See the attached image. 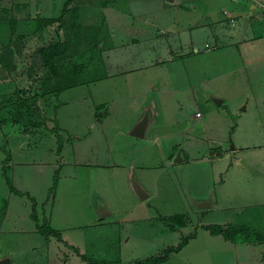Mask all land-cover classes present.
<instances>
[{"label":"rangeland","instance_id":"1","mask_svg":"<svg viewBox=\"0 0 264 264\" xmlns=\"http://www.w3.org/2000/svg\"><path fill=\"white\" fill-rule=\"evenodd\" d=\"M108 1L0 0V257L133 264L167 256L173 245L180 250L154 264H264L263 242L236 244L207 229L251 220L250 231L264 234V206L253 205L264 202V34L244 31L251 37L237 48H207L209 36L185 45L173 31L160 33L161 20L193 22L204 0L187 2V11L179 0H117L120 10ZM250 2L232 6L264 26L262 9ZM132 10L152 21L123 33ZM47 17L54 20L40 27ZM64 40L53 72L39 49ZM100 46L105 67L92 61ZM148 95L158 100L146 103L157 117L144 137L134 136L132 116ZM133 180L151 191L146 198ZM204 199L211 204L198 207ZM45 220L63 239L37 229Z\"/></svg>","mask_w":264,"mask_h":264},{"label":"crops","instance_id":"2","mask_svg":"<svg viewBox=\"0 0 264 264\" xmlns=\"http://www.w3.org/2000/svg\"><path fill=\"white\" fill-rule=\"evenodd\" d=\"M121 1V0H118ZM117 0H112V1H108V3H104L103 5L108 6L107 8L110 9H118L120 10L118 7V2ZM127 1V0H126ZM138 0H136L137 2ZM170 3L171 2H175V0H168ZM195 0H188L185 2V0H179L177 7H179L182 11L184 10H189L187 6V2L188 4L190 2H194ZM205 2L203 3V11H201L202 13L199 14V18L197 20H194L193 22L189 19H181V21L179 20L177 23V16L175 15H169L168 17H166L168 19V23H165V19L163 18V20H161V23L164 22L163 24H160V26L163 27V31H161L160 33H171V31H173L174 33H177V36L181 37L184 40V44H193L195 45V40L198 39L199 37H203V36H207V40H208V36L210 38L214 39V43L213 45H210L208 42H205V45L207 48H215V47H220V46H233L235 48H237L242 41H246L249 37H246L244 34V31L246 30H251L253 35L252 36H259V35H263L264 34V26H259V23L256 22V20L253 19V17L248 14H246L243 19H241V15L239 14V12L237 11V7L236 6H232V1H236V0H204ZM168 2V3H169ZM132 3H134V1H132ZM250 8L252 10H255V8H257L256 5L253 4V2H250ZM172 4V3H171ZM191 4V3H190ZM193 8L197 7L195 4L191 5ZM137 10H132V18L129 20L130 22L127 24L126 21H123L124 25L121 27L122 32L123 33H132V34H136L139 33L143 30V27L141 25H136L135 23L139 20H141L144 23H149L152 21L151 18L148 17L147 12L143 11L142 13H136ZM254 14V12L252 11V15ZM105 15L107 16V13L104 11L103 16L105 17ZM246 16H248V19H246ZM234 18V21H231V18ZM103 18V17H102ZM261 18V17H260ZM108 20V19H107ZM243 20V21H242ZM264 21V19H262ZM254 22V24H252V22ZM154 23V22H153ZM231 29V30H230ZM234 29V31H232ZM115 29H113L114 31ZM111 31V32H113ZM232 31V32H231ZM236 32L238 34H236ZM236 35H240V40H235ZM251 35V34H250ZM132 38L134 40H137L139 37L137 35H133ZM230 39V40H226ZM223 39V40H222ZM233 39V40H232ZM222 40V41H220ZM231 42V44H230ZM234 42V43H233ZM236 42V43H235ZM224 43V44H223ZM218 44V45H217ZM222 44V45H221ZM216 45V46H214ZM184 46V45H183ZM121 49V47H120ZM119 49V50H120ZM123 51V50H122ZM181 56L179 58L182 57L183 52H180ZM178 58V59H179ZM161 60L163 61L164 58L161 57ZM214 94V93H213ZM151 95H148L145 99V101H142V103L139 104L138 108L135 110L132 118L134 119H138L139 116H141V114L145 111V109L148 108V105L154 104L155 102V98L150 97ZM218 96V95H217ZM220 97V96H219ZM252 97H255V95L253 94ZM251 98V97H249ZM158 101V100H156ZM148 102V105L146 104ZM151 112H152V120L150 121L147 129L149 128V126L151 125L152 121L155 120V118L157 117V108L154 107V112H153V108L151 107ZM196 116H201V113L198 115L196 114ZM136 122V121H135ZM133 126V124H132ZM255 147L257 145H254ZM260 148H264L262 147V145L259 146ZM257 148H254V150H256ZM219 156V155H217ZM146 168H141L139 175L142 177V175H144V170ZM143 178V177H142ZM149 194H150V190H148ZM253 205H259V207H263L264 206V202L262 203H255ZM247 206V205H245ZM260 207V208H261ZM112 213V210H111ZM62 234V232H61ZM61 240V239H59ZM128 240V239H127ZM69 245H73L70 244V242H68ZM236 244H240V243H236ZM3 258V257H0Z\"/></svg>","mask_w":264,"mask_h":264},{"label":"trees","instance_id":"3","mask_svg":"<svg viewBox=\"0 0 264 264\" xmlns=\"http://www.w3.org/2000/svg\"><path fill=\"white\" fill-rule=\"evenodd\" d=\"M54 20L53 17H47L45 19H42L40 21V23L38 24L40 27H43L45 25H47L48 23L52 22ZM103 22V21H102ZM103 24V23H102ZM95 27H100L102 28L103 25H96ZM95 48H97L96 46H98L96 43L94 44ZM101 48L98 50L99 52H95L94 54H96L97 56L95 57L93 63L95 64V62H99L100 61V67H105L102 56H101V50H102V46H100ZM66 42L65 40L62 41V43H49L46 46H43L39 49L43 63L45 64V66L47 68H49V70L56 72L57 71V61L60 59V57L66 52ZM92 63V64H93ZM85 66V65H84ZM96 68V67H95ZM87 79H83V80H77L75 79L74 81H72L74 85L80 84L82 82H84ZM71 82V81H70ZM71 84V83H70ZM69 86V85H67ZM59 140V146H58V150H61L62 147V142L60 140V138L58 137ZM14 185H12V188ZM14 190V189H13ZM16 192H20L19 190H16ZM22 193V192H20ZM247 208H245L246 211ZM33 218L34 220H37V216L36 214H33ZM243 222H250V221H243ZM249 223V225H244L242 223H238V221H233L229 224H221V223H215L211 226L207 225V229H209V231L212 234H222L224 236V238L226 239H230L232 241H234L235 243H247L250 241H260L264 243V234H262V232L260 231V229L258 228V230H253V233L250 231L251 230V224ZM37 224V229L42 233V234H54V236L58 237V239H63L61 231L58 230L57 228L51 226V224L49 223V221L45 220V222L39 224ZM236 232H242L243 234L241 235H237L234 234ZM194 235V234H193ZM192 235V236H193ZM191 237V235H190ZM190 237H188V239H191ZM188 242L187 240V236L185 238V240L179 244L181 247H183L186 243ZM167 251V256L163 255V256H157V255H152V256H147L145 258L142 259H138L136 260L133 264H154L160 261L165 260L168 257V253L170 254V252H174V251H178L180 250L179 248L171 245L168 246ZM76 251L78 253H80L79 248L76 247ZM81 256L84 260H88L90 259V257H88L86 254L81 253ZM93 264H121L119 260H115V261H108V260H100V259H93L91 260ZM263 261H264V254H263Z\"/></svg>","mask_w":264,"mask_h":264},{"label":"water","instance_id":"4","mask_svg":"<svg viewBox=\"0 0 264 264\" xmlns=\"http://www.w3.org/2000/svg\"><path fill=\"white\" fill-rule=\"evenodd\" d=\"M246 19H248V16H246ZM210 96L217 104L223 101L222 97H219L213 93ZM152 118L153 117H152V112H151V106H149L147 109H145V111L141 114V116H139V118L133 124V126L130 129V133L134 136L144 137L146 134L147 127L150 121L152 120ZM229 142H230V148L234 149L235 143L233 141V137L231 133L229 135ZM178 159L180 160L182 159L181 149H178L176 153L175 160H178ZM242 161L245 162V159H243ZM133 183H134V187L137 192V195L139 196L140 199H144L149 195V192L146 189H144L139 182H137L136 180H133ZM196 204L198 207H206L211 204V200H205V199L199 200L198 202H196ZM108 212H109L108 209H102L101 216ZM0 264H10L9 257L0 258Z\"/></svg>","mask_w":264,"mask_h":264},{"label":"built area","instance_id":"5","mask_svg":"<svg viewBox=\"0 0 264 264\" xmlns=\"http://www.w3.org/2000/svg\"><path fill=\"white\" fill-rule=\"evenodd\" d=\"M253 2L254 5L259 6L262 9V13L260 17L264 19V0H250ZM235 19L232 17L231 21H234ZM200 114V112H198Z\"/></svg>","mask_w":264,"mask_h":264}]
</instances>
